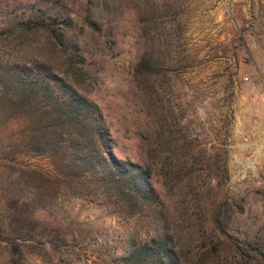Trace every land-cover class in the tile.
<instances>
[{
  "label": "rangeland",
  "instance_id": "374dc122",
  "mask_svg": "<svg viewBox=\"0 0 264 264\" xmlns=\"http://www.w3.org/2000/svg\"><path fill=\"white\" fill-rule=\"evenodd\" d=\"M57 2L49 14L60 12L57 27L67 22V15L72 19L68 37L77 49L71 45L70 50L88 77L86 97L103 114L114 156L149 165L148 145L158 133L161 142L179 148L183 176L192 172L191 181H184L174 196H169L156 171L150 179L164 200L174 243L196 249L200 225L205 221L204 228L212 229L210 216L218 204L223 211L226 204L233 212L230 236L244 240L262 231L264 0ZM29 6L28 0H0V59H40L56 68L63 57L48 51L41 33L13 31L17 22L35 17ZM144 53L154 54L160 68L148 80L134 75ZM2 130L0 124V144ZM164 148L169 155L171 148ZM8 166L54 179L46 157L1 160L0 224L4 227L10 214L6 197L19 191ZM209 166L218 170L213 174L221 178L218 185L208 181ZM76 194L60 195L36 213L42 226L35 239L24 245L17 264H116L125 254L127 240L151 227L150 217H123L109 200L94 194L75 199ZM195 196H202L200 204L192 201ZM46 225L58 228L64 238L59 251L50 248ZM0 264H13L9 247L1 240Z\"/></svg>",
  "mask_w": 264,
  "mask_h": 264
},
{
  "label": "trees",
  "instance_id": "16d2710c",
  "mask_svg": "<svg viewBox=\"0 0 264 264\" xmlns=\"http://www.w3.org/2000/svg\"><path fill=\"white\" fill-rule=\"evenodd\" d=\"M28 1L35 17L17 22L18 27L13 31L41 33L48 51L63 58L56 68L40 59H0V124L3 127L0 161H12L19 155L43 156L51 161L54 177L44 179L35 171L8 166L19 189L15 196L6 197L10 214L7 225L0 224V240L9 247L11 263H18L24 245L35 239L42 226L36 213L48 201L74 192L78 193L73 196L75 199L94 194L111 201L123 217H150L152 220L147 231L127 240L125 254L116 264H264V228L244 240L230 236L233 212L226 204L225 211L219 204L212 209L209 232L204 228L205 221L200 225L196 249L174 243L167 226L164 200L156 193L150 179L153 170L156 171L169 196H174V191H178L184 181H191L192 172L183 176L184 165L177 156L179 148L170 146L167 141L161 142V135L157 133L156 140L148 145L149 165L144 167L117 159L103 114L86 97L90 86L88 77L83 76V68L77 66L78 56L70 50L71 45L77 49L68 37L72 24L70 15L62 27H57L61 14L58 10H54L55 15L49 11L59 2ZM87 22L91 28L95 26L88 18ZM158 65L154 54L144 53L134 75L148 80L158 74ZM11 125L16 127L11 128ZM164 146L171 148L169 155L165 154ZM208 169L211 172L208 181H216L218 185L221 178L213 175L217 168L209 166ZM222 174L226 180V167ZM195 197L192 201L200 204L202 196ZM43 229L50 236V248L59 251V242L65 241L59 229L48 225ZM42 244L45 249V243Z\"/></svg>",
  "mask_w": 264,
  "mask_h": 264
}]
</instances>
